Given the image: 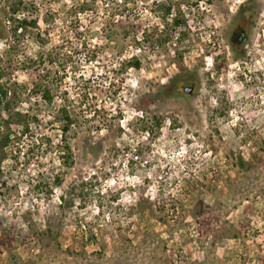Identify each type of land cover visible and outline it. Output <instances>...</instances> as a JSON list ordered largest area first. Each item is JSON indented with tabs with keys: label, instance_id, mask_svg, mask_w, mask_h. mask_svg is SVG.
<instances>
[{
	"label": "rangeland",
	"instance_id": "obj_1",
	"mask_svg": "<svg viewBox=\"0 0 264 264\" xmlns=\"http://www.w3.org/2000/svg\"><path fill=\"white\" fill-rule=\"evenodd\" d=\"M75 1L36 0V20L86 35L95 58L75 74L106 77L89 95L104 118L70 131V168L53 150L30 162L49 199L0 195V264H264V0H216L177 32L149 11L157 0H88L45 22ZM132 55L140 67L121 71ZM35 130L58 143L55 125Z\"/></svg>",
	"mask_w": 264,
	"mask_h": 264
},
{
	"label": "trees",
	"instance_id": "obj_2",
	"mask_svg": "<svg viewBox=\"0 0 264 264\" xmlns=\"http://www.w3.org/2000/svg\"><path fill=\"white\" fill-rule=\"evenodd\" d=\"M214 1L157 0L152 2L149 11L164 25L170 22L171 28L177 32L178 28L188 25L185 19H194L203 12V7L207 8ZM37 6L36 0H0V39L4 40L5 46L0 51V195L27 193L45 200L49 199L53 189L42 173L32 176L27 168L33 160L38 162V156L47 150L57 153L61 168L72 166L74 159L68 135L88 114H91V121L104 118L100 115L102 109L95 108L89 95L95 87L102 85L101 81L106 77L94 73L89 76L81 72L75 74L76 69L95 58L90 42L82 30L73 38L67 37L65 23L62 26L56 20L51 24L54 25L52 33L50 27L41 29L36 20ZM88 6V0L65 2L60 12L53 17L46 12L44 19L47 23L49 18L65 22L77 19L89 9ZM54 33L56 42L51 40ZM132 38L135 48L139 49L144 37L133 35ZM27 41L36 46L33 54L25 53ZM235 41L237 43L231 41L234 48L242 43L240 37ZM81 54L85 58L80 59ZM118 67L121 71L127 67L139 68L140 59L132 55L121 61ZM19 73H28L29 81L20 79ZM67 77L75 83L71 92L64 85ZM42 113L49 116L47 121L41 118ZM42 124L57 127L60 132L58 143H52L47 132L36 135L35 129ZM144 130L148 132L149 129ZM61 176L53 175L55 186L61 184ZM60 199L64 200V197L60 196ZM30 227L32 229L33 225ZM16 258V253H9V260L15 261Z\"/></svg>",
	"mask_w": 264,
	"mask_h": 264
},
{
	"label": "flooded vegetation",
	"instance_id": "obj_3",
	"mask_svg": "<svg viewBox=\"0 0 264 264\" xmlns=\"http://www.w3.org/2000/svg\"><path fill=\"white\" fill-rule=\"evenodd\" d=\"M241 32V33H240ZM236 31V32H233L231 35H230V40L231 41H234V43H237L236 41H235V38L236 37H240V41L241 42H244L245 41V39H246V35H245V31L244 30H241V31ZM233 43V42H232ZM233 43V44H234Z\"/></svg>",
	"mask_w": 264,
	"mask_h": 264
}]
</instances>
